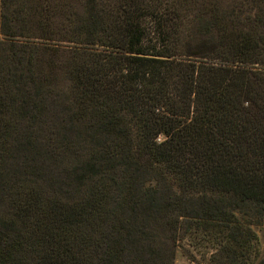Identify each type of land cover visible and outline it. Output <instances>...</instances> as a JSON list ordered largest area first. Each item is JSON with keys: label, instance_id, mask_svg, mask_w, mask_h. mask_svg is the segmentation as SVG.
Listing matches in <instances>:
<instances>
[{"label": "trees", "instance_id": "16d2710c", "mask_svg": "<svg viewBox=\"0 0 264 264\" xmlns=\"http://www.w3.org/2000/svg\"><path fill=\"white\" fill-rule=\"evenodd\" d=\"M264 0H0V264H264Z\"/></svg>", "mask_w": 264, "mask_h": 264}, {"label": "rangeland", "instance_id": "374dc122", "mask_svg": "<svg viewBox=\"0 0 264 264\" xmlns=\"http://www.w3.org/2000/svg\"><path fill=\"white\" fill-rule=\"evenodd\" d=\"M258 231L262 247L264 248V225L256 227ZM182 247H179L176 252L175 264H212L210 253L193 250L188 252L187 240L181 242Z\"/></svg>", "mask_w": 264, "mask_h": 264}]
</instances>
